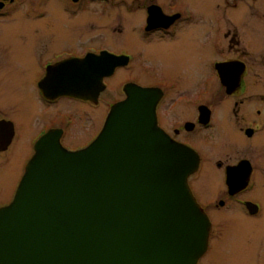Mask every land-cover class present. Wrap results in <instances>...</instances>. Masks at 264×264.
I'll return each mask as SVG.
<instances>
[{"label": "flooded vegetation", "instance_id": "af4514ba", "mask_svg": "<svg viewBox=\"0 0 264 264\" xmlns=\"http://www.w3.org/2000/svg\"><path fill=\"white\" fill-rule=\"evenodd\" d=\"M120 5L129 30L85 36ZM74 26L82 36L62 35ZM130 83L158 96L160 127L199 156L189 184L211 228L197 264L226 238L264 264V0H0V207L37 153L87 147Z\"/></svg>", "mask_w": 264, "mask_h": 264}, {"label": "water", "instance_id": "95a60500", "mask_svg": "<svg viewBox=\"0 0 264 264\" xmlns=\"http://www.w3.org/2000/svg\"><path fill=\"white\" fill-rule=\"evenodd\" d=\"M125 91L87 147L28 162L0 207V264H197L205 254L211 221L189 184L199 156L160 127L157 95Z\"/></svg>", "mask_w": 264, "mask_h": 264}, {"label": "rangeland", "instance_id": "374dc122", "mask_svg": "<svg viewBox=\"0 0 264 264\" xmlns=\"http://www.w3.org/2000/svg\"><path fill=\"white\" fill-rule=\"evenodd\" d=\"M101 5L100 3H91L89 6L93 10H97V6ZM113 7V6H111ZM110 11V9H109ZM112 16H108L111 14V11L106 13L107 17L105 18V23H102L101 21H98V18L91 17L90 19L93 20V25L89 26L88 33L85 35H98L99 31L102 30L99 27L105 25V32L107 37H114L116 36L115 33L112 35V29L117 26H122L124 29L129 30L130 24L129 20L131 17V14L126 12L123 5L118 6L117 8H112ZM117 14L120 15V18L117 17ZM116 16V17H115ZM115 21V22H114ZM62 26H58V31ZM63 36H66L67 38H77L79 36L83 35V30L76 29L74 26V31L67 30L66 32H63ZM126 43V42H125ZM128 44V43H127ZM93 114V116L97 117L98 115H101L102 110H92L89 109ZM106 111L108 113V108L106 110L103 109V112ZM105 113V114H106ZM88 121V118L85 119ZM89 121L91 123V126H96V118H92L90 116ZM253 256L252 253L245 255V262L247 260H250V257ZM229 262V263H228ZM243 260V256L241 254L237 253V250H231V244L228 242V239L226 238L222 243L216 242L214 245V248L209 251V253L205 256L203 259L202 264H245Z\"/></svg>", "mask_w": 264, "mask_h": 264}]
</instances>
